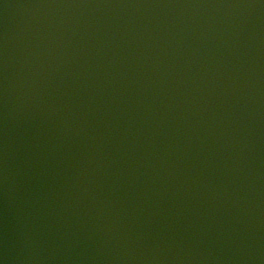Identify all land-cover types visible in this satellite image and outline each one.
<instances>
[{
  "label": "water",
  "instance_id": "1",
  "mask_svg": "<svg viewBox=\"0 0 264 264\" xmlns=\"http://www.w3.org/2000/svg\"><path fill=\"white\" fill-rule=\"evenodd\" d=\"M0 264H264V0H0Z\"/></svg>",
  "mask_w": 264,
  "mask_h": 264
}]
</instances>
